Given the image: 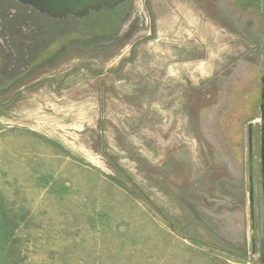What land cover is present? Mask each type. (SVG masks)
Segmentation results:
<instances>
[{
  "label": "rangeland",
  "instance_id": "1",
  "mask_svg": "<svg viewBox=\"0 0 264 264\" xmlns=\"http://www.w3.org/2000/svg\"><path fill=\"white\" fill-rule=\"evenodd\" d=\"M159 1L0 0L15 54L92 30L0 92V264H264V0Z\"/></svg>",
  "mask_w": 264,
  "mask_h": 264
},
{
  "label": "trees",
  "instance_id": "2",
  "mask_svg": "<svg viewBox=\"0 0 264 264\" xmlns=\"http://www.w3.org/2000/svg\"><path fill=\"white\" fill-rule=\"evenodd\" d=\"M30 6V5H29ZM33 8V7H32ZM36 10V9H35ZM110 10L111 9H107ZM97 11V10H92ZM51 17V16H49ZM86 17V16H85ZM85 17H76L73 15H66L64 17L60 18H53V19H61V18H74V19H83ZM119 17V16H118ZM113 18H115V14L110 13L109 20L111 21ZM120 20V19H118ZM116 27V25H114ZM113 31H110L109 34H113L117 27ZM106 30V28H105ZM104 29H102V32H105ZM37 33L38 30L34 29ZM91 31H83L84 34H78L76 36H61L56 39L57 36H53L51 40H54V42L46 44L45 42L40 43L36 36L31 39L30 37L24 39V35L26 32H23V34H16L14 42L12 43L16 48H20V46L23 43H27V49L28 53L22 54L21 51L18 52V54H15L12 51L11 45L7 44L3 40L0 39V92L6 91L11 89L17 82L21 81L22 79L28 77L32 72H34L39 66H41L44 62H55L57 58L58 52H62L64 49H66L69 44L70 40L73 38H76L78 36L87 37L90 35ZM89 33V34H87ZM40 34V32L38 33ZM87 34V35H86ZM33 35H31L32 37ZM24 39V42L21 40ZM46 49V50H45ZM63 49V50H62ZM45 50V51H44ZM15 54V55H14ZM253 97H251V104H253ZM256 106V102L254 103ZM256 110L253 109L251 105H249V108L247 110V115H251L253 111ZM250 117V116H249Z\"/></svg>",
  "mask_w": 264,
  "mask_h": 264
},
{
  "label": "water",
  "instance_id": "3",
  "mask_svg": "<svg viewBox=\"0 0 264 264\" xmlns=\"http://www.w3.org/2000/svg\"><path fill=\"white\" fill-rule=\"evenodd\" d=\"M20 3L30 5L37 11L53 18L64 17L68 14L76 17H85L92 10L101 8H113L126 0H16ZM261 119L264 122V103H261ZM252 123H249V192L250 211L252 219V252L256 251V236L254 226V171H253V131ZM263 128V127H262ZM263 137V134H262ZM262 157L264 158V141L262 139Z\"/></svg>",
  "mask_w": 264,
  "mask_h": 264
},
{
  "label": "crops",
  "instance_id": "4",
  "mask_svg": "<svg viewBox=\"0 0 264 264\" xmlns=\"http://www.w3.org/2000/svg\"><path fill=\"white\" fill-rule=\"evenodd\" d=\"M158 0H156V2H157ZM168 0H160L159 1V3L161 4V5H164L165 3H167V5H170V3L169 2H167Z\"/></svg>",
  "mask_w": 264,
  "mask_h": 264
}]
</instances>
